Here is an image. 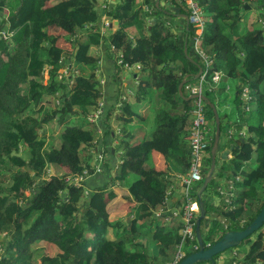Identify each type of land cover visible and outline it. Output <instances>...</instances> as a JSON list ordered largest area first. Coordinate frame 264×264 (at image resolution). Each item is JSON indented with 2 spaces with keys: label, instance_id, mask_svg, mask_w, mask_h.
<instances>
[{
  "label": "trees",
  "instance_id": "16d2710c",
  "mask_svg": "<svg viewBox=\"0 0 264 264\" xmlns=\"http://www.w3.org/2000/svg\"><path fill=\"white\" fill-rule=\"evenodd\" d=\"M116 1L109 8L98 0H0V264L173 261L181 240V215L157 216L156 209L188 172L193 99H187L186 86L198 83L201 75L194 76L199 67L206 70L205 62L194 51L193 28L184 26L179 39L162 18L148 27V19L161 14L149 0ZM165 1L175 5L180 15H188L182 0ZM200 4L206 20L201 49L209 62L203 95L217 110L219 142L223 139L227 147L233 146L232 159L216 162L218 172L202 194L205 217L200 232L209 247L225 232L244 230L264 206V29L258 18L251 29L245 25V11L250 9L244 10L241 0H200ZM103 16L116 25L115 29L105 26L108 40L100 35ZM51 27L70 37V51L65 52L59 38L49 33ZM106 41L121 54L115 68L139 66L133 101L120 100L118 107L107 110L101 105L98 60L92 56V49L100 50ZM64 67L68 75L61 73ZM216 72L224 75L213 84ZM184 78L180 95L178 86ZM231 81L234 96L229 113L223 107L226 84ZM245 89L248 102L240 98ZM204 105L210 139L206 173L215 121ZM111 118L117 122L115 130L108 124ZM49 124L59 133L47 140L39 138L36 131ZM243 127L251 136L242 143L233 137ZM100 133L110 140L114 152L104 151L109 156L106 161L96 159L95 165L99 163L103 171L92 177L101 183L109 179L127 190V218L101 214L90 206L84 183L69 182L83 171L94 174L85 145L96 147L91 142ZM96 154L104 157L98 150ZM154 154L161 157L162 168L152 163ZM253 159L255 168L245 172ZM49 169L60 175L49 176ZM224 178L227 188L233 186L232 197L230 205L219 209L207 202L205 194L219 196L218 189L224 187L217 180ZM200 185L194 186L195 201ZM99 194L104 196L102 191ZM107 194L109 200L115 198L112 192ZM181 198L183 205V194ZM242 245L247 246L242 264H264V224ZM192 246H197L196 234L190 244L185 243L184 257L196 251ZM218 257L198 264H215Z\"/></svg>",
  "mask_w": 264,
  "mask_h": 264
},
{
  "label": "crops",
  "instance_id": "0c3cea01",
  "mask_svg": "<svg viewBox=\"0 0 264 264\" xmlns=\"http://www.w3.org/2000/svg\"><path fill=\"white\" fill-rule=\"evenodd\" d=\"M111 1L113 2L112 7L115 6L117 3L116 0H102L101 4H102V6H105L106 4L109 5V3ZM140 1H143V0H140ZM149 2L152 3L155 8H159V14L160 13L161 14L157 15L155 17L149 18L148 19V22H149L148 27L150 28V26L154 25V24H151V19L155 18L156 20H158V18H162V21H165L166 24L168 26H170L173 33L176 34L179 37V39H181L182 38V30H183L184 26L186 27V25H185L184 19L180 16V13L178 12L179 9H177V7H175V5H171L169 2H167L165 0H159L157 6H155L156 0H149ZM148 9H149L148 6L144 7L145 11L150 12L151 10H148ZM166 18H168V19L166 20ZM104 23H107L109 28L113 27V29L116 28V25L115 24L111 25L109 19L105 16H103L101 18L100 34H101V36H107V37H105V39L108 40L109 32L105 29ZM105 34H107V35H105ZM118 54L119 53L114 52L112 47L108 46V43L106 41L105 45L102 46L100 48V50H96L95 55H94V57L97 58V60H98V66L99 67H98V71H97V77L100 80V84L102 87L101 105L103 104V106L106 108V110L113 107V106L118 107V104H119L118 101H120V100L126 101V102H132L133 101V95L135 92L134 88H135L136 83H137V81H135L136 74L138 73V70L136 68H134V67L133 68H122V67L121 68L120 67L115 68L114 67V64L115 63L117 64L116 58L118 57ZM118 63H119V59H118ZM226 85H227V87H226L227 101L225 104L226 107L224 106L225 108L223 107V109H226L228 111V110H232V106H233L234 85L232 86V81H231V84L227 83ZM233 120H234V118H232L231 122ZM109 122H108V124L111 126L112 129L115 130L117 128V122L115 121V119H112ZM189 129H190V126H189ZM241 130L245 134L243 136L237 135L238 140L240 138L248 139L247 136H249V138H250L251 135L247 134L245 127H243ZM99 140H100V143L98 146L99 148H97V149L101 154H102V152L104 153L105 150L111 151V153H113L112 143L110 142V144L108 145L107 140H109V139L105 135H102V133H101V135H99ZM230 145L231 144L229 143V146ZM228 149H229V147H227L225 145L224 149L222 150L221 153H223L225 150H228ZM106 155L107 154L105 153L104 156H106ZM232 157H233V154L230 151L228 154V159L222 160L221 157L219 159L217 157L216 162H219V164H221L224 161L231 160ZM252 161H254V160H252ZM152 163L157 168L163 167V161H162L161 157L158 156L157 154H154L152 156ZM255 166H256V163H255L254 167ZM217 169H218V165L216 166L214 174H213L214 178H215V174L218 172ZM250 169L251 168L247 169V164L243 168V170L245 172H249ZM99 183H101L100 180L95 178V177L88 178L84 182L85 194H87V195L90 194V196H92V193L97 192L99 190V188H100ZM217 183L219 186H223L224 187L223 189L228 190V188L225 186V178L217 180ZM177 184H178V187H176L175 190L169 194V196L165 199L164 204L157 207V209H156L157 216H163L165 214H167V216L179 215V212L182 208V198H181L179 183H177ZM256 186H258V185L256 184ZM114 188H116V186H114ZM120 188L118 187L117 189H120ZM114 190H116V189H114ZM116 192L121 193L118 190H116ZM123 195L126 196V192H124ZM220 197H222L223 200H221ZM206 200H208L207 202L213 204V206H215L216 208H219V209H223L222 204L227 205L226 201H225V197L221 196V195L217 196V195H214L212 193H208L206 196ZM115 203H117V202H115ZM166 221H168V220H166ZM209 224H210V221H209ZM235 251L237 252V250H235ZM246 251H247V246H245V251H242V257H244V255L246 254ZM232 252L233 251H227L224 254V256H226L228 259H231ZM238 256H239V253H238ZM219 259L220 258L217 259V263L218 264H224V261L223 260L220 261Z\"/></svg>",
  "mask_w": 264,
  "mask_h": 264
},
{
  "label": "built area",
  "instance_id": "2783aa9c",
  "mask_svg": "<svg viewBox=\"0 0 264 264\" xmlns=\"http://www.w3.org/2000/svg\"><path fill=\"white\" fill-rule=\"evenodd\" d=\"M184 5L187 8L188 15L187 21L188 26L194 29L195 37L193 39V48L194 51L199 54L202 60L205 62L206 70H202L201 78L196 84H188L186 86V90L190 96H198L197 98L193 99V108L191 110V119H190V129H189V146H190V165L188 168L187 174L180 177V184L181 190L183 194V205L179 212L181 215V220L183 222V227L180 230L179 234L181 236V240L179 245L177 246V250L174 254L173 261L169 264H178L184 258V250L186 247L185 243L192 242L195 239V226H196V219H197V202L193 197L194 186L200 184L204 178V169H205V159L207 148L209 146V129L207 126V120L205 116V105L204 101L199 97L203 95V82L204 76L207 72L209 67V62H206V57L201 49L202 43V33L205 27V17L202 5L200 4V0H182ZM241 2L245 5H254L259 3V8L264 9V3L262 0H241ZM258 23L264 29V18H258ZM121 57V56H120ZM119 57V58H120ZM121 63V61L119 62ZM204 73V74H203ZM221 72H216L213 76V84H218L220 82V78L222 77L219 75ZM219 81V82H218ZM210 87V86H209ZM244 98V102H248L250 97L248 96L247 89L243 90L242 92ZM245 94V95H244ZM248 96V97H247ZM248 98V99H247ZM242 99V98H241ZM247 110V108H246ZM97 117V116H96ZM95 117V118H96ZM232 132H228V137L231 138ZM243 136V134H239ZM100 157V156H99ZM102 157H100L101 162ZM99 163L95 165V169H100ZM84 173L80 177H75L73 180L69 182L74 183L76 186L80 185L85 178ZM236 181H238V177H236ZM79 180V183H76V180ZM233 186L230 185L228 190L223 188L218 189V194L225 197V201L227 205H230V198L232 195L229 193L232 190ZM189 246V245H188ZM192 249H197V246H192ZM238 253H232L231 257L233 260H236Z\"/></svg>",
  "mask_w": 264,
  "mask_h": 264
},
{
  "label": "rangeland",
  "instance_id": "374dc122",
  "mask_svg": "<svg viewBox=\"0 0 264 264\" xmlns=\"http://www.w3.org/2000/svg\"><path fill=\"white\" fill-rule=\"evenodd\" d=\"M102 2V0H98V3L100 4ZM259 3H257V4H254V5H251V6H249L250 7V10L249 11H245V16H246V21H245V25L247 26V27H249L250 29H251V27H252V24H254L255 22H256V20H257V18H264V9H260L259 8ZM168 18H166V20H167ZM170 19V18H169ZM107 22V21H106ZM107 25V23H104V27ZM49 33L51 34V35H54V36H56V37H58L59 38V45L65 50V52H67V51H70L71 49H72V46H71V43H70V37L68 36V35H66V33L65 32H63V31H61L60 29H57V28H55V27H51V28H49ZM101 35V34H100ZM105 35H107V34H105ZM105 37H107V36H101V38H105ZM96 50H98V49H95V48H93L92 49V56H94L95 55V52H96ZM121 56V54L119 53L118 54V57H120ZM120 62V61H119ZM139 66H137V67H134V68H138ZM61 73H65V75H68V68H66V67H64L62 70H61ZM133 73V72H132ZM219 75H221L222 77L221 78H223V73H219ZM220 78V79H221ZM100 81V80H99ZM219 82V81H218ZM137 84V83H136ZM234 85V83L232 82V86ZM205 87H206V84L204 83V89H205ZM204 89L202 90V92H204ZM245 95V94H244ZM248 97V96H247ZM240 98H244V96H243V94H241V97ZM248 99V98H247ZM155 99H154V104H155ZM100 105V104H99ZM229 111V113L231 112V110H228ZM98 113L99 112H97V113H95V114H93L92 116H90V118H89V122L91 123V122H94V120H95V117H96V115H98ZM221 113V117L223 116V114H222V112H220ZM112 119H114V118H111V120ZM110 120V121H111ZM110 123V122H109ZM240 129H242V128H240ZM230 131V130H229ZM59 133V131H56L53 127H52V124H49V125H42L37 131H36V134H37V136L39 137V138H41V139H45V140H47L50 136H52V135H55V134H58ZM239 134H245L242 130L239 132ZM238 134V135H239ZM100 135H101V133H100ZM101 137V136H100ZM235 138H237V136L236 135H234V137H233V139H235ZM247 138H249V136H247ZM89 138L87 137V139L86 140H88ZM228 140H230L231 138H227ZM226 140H221V142H219V146H218V152H217V157H218V159L220 158L219 156H220V154H221V152H222V150L224 149V146L226 145ZM96 143V147L94 146V147H91V146H89V145H85V149H86V151L87 152H89V154L90 155H92V157H91V160H90V165L95 169V164H96V159L98 160V161H100L99 159H100V157L96 154L95 155V153H96V151L98 150L97 148H99L98 146H99V143H100V140H99V137H96V139H93L92 140V142H91V144L92 145H94ZM107 143H108V145L110 144V141L109 140H107ZM114 152V151H113ZM102 154H104L105 155V153H103L102 152ZM229 154V153H228ZM228 154H227V158L226 159H228ZM109 158V156L108 155H106V156H104L102 159H101V161H105V160H107ZM254 160V159H253ZM254 165H255V162L254 161H249L248 163H247V169H249V168H251V169H253V168H255L254 167ZM61 170H63L62 168H60ZM250 169V170H251ZM102 171H103V169H98V170H96L95 169V171L93 172L94 174H92V175H90V174H88V173H86V171H83V173H86L85 174V178L83 179V183L88 179V178H91L92 176H94L95 174H101L102 173ZM113 171L114 170H112V171H110V174H113ZM48 175L49 176H55V175H60V174H58V172H57V170L55 171V170H48ZM101 176V175H100ZM237 179V178H236ZM66 180H69V178H67ZM238 180H239V178H238ZM80 181L77 179L76 180V183H79ZM179 183V186H180V193L182 194V190H181V184H180V182H178ZM200 184H202V183H200ZM200 184H198V185H200ZM79 186V185H78ZM105 186V187H104ZM99 189H101V188H103V189H101V190H98L99 192L100 191H102L103 193H104V196H101L100 194H99V192H94V193H92V196L90 197V206L91 207H93V208H95V209H97L101 214H103V215H105V214H107L108 215V217L110 216V218L111 219H116V218H118V217H121V218H127L128 217V213L130 212L129 210H128V208H130L129 206H128V202H127V199H126V196L128 195V193H127V190L125 189V188H123V187H119V186H116V188H114V186L109 182V179H108V181L107 182H104V183H99ZM120 188V189H117V188ZM114 189H116V190H118V191H120L121 193H118V192H116V190H114ZM114 190V191H113ZM107 192H112L114 195H115V198L114 199H112V200H109V197H108V194H107ZM124 192H126V196H124L123 195V193ZM210 193V192H209ZM207 194L208 193H206L205 194V196H207ZM220 199L221 200H223V198L222 197H220ZM165 201V200H164ZM115 202H117V203H115ZM180 217V216H179ZM255 239V236H253L252 238H251V240H254ZM208 245V244H207ZM235 250H237V252L239 253V256L237 255V257L235 258L236 260H233L232 258L233 257H231V259H228L226 256H224V254L226 253H221V254H219V257L218 258H220L219 260L220 261H224V264H242V251H245V245H239L238 247H236V248H233V249H231L230 251H233L232 253H237ZM46 251L48 252V254L49 255H52L53 254V250L52 249H50L49 247H48V249H46ZM232 255V254H231ZM217 258V259H218ZM217 259H216V262H215V264H218L217 263ZM230 260V261H229ZM232 260V261H231Z\"/></svg>",
  "mask_w": 264,
  "mask_h": 264
},
{
  "label": "water",
  "instance_id": "95a60500",
  "mask_svg": "<svg viewBox=\"0 0 264 264\" xmlns=\"http://www.w3.org/2000/svg\"><path fill=\"white\" fill-rule=\"evenodd\" d=\"M159 0H156L155 6L158 5ZM262 3H264V0H262ZM113 2L111 1L109 3V8H112ZM250 7L248 5L244 6V10H249ZM184 21L186 27H188V19L187 15H180ZM156 19H151V24L156 23ZM184 54H187L186 50V42H184ZM202 73V69L199 67L198 73L194 76L195 79H198L199 76ZM186 78H184L181 83L178 86V92L181 95V89L182 86L185 84ZM198 96H189L187 99L191 100L194 98H197ZM206 105L209 106V108L212 110V113L214 115V121H215V133L214 138L212 142V146L210 149V164L209 167L204 175L202 184L199 186L198 190L196 191V202H197V208H198V218L196 220V226H195V234H196V240H197V249L195 252L191 253L190 255L184 257L178 264H198V263H212L213 258L221 253H225L230 249L236 248L239 245L243 243V241L257 232L262 225L264 224V206L260 210V212L257 214L255 219L249 224L244 230L242 231H228L225 232L222 238L218 241H216L213 245L209 247H205L201 232H200V222L205 217V208L202 202V194L204 193L205 189L209 185V183L214 180V171L216 168V159H217V152H218V146L220 141V120L217 113V110L210 101L207 100V98L204 95L199 96ZM240 142H244L245 140L243 138L239 139ZM233 146L230 145L228 150H225L223 153H221L220 157L222 160H226L227 154L232 150ZM235 149H238V146L235 147Z\"/></svg>",
  "mask_w": 264,
  "mask_h": 264
},
{
  "label": "clouds",
  "instance_id": "9594fccd",
  "mask_svg": "<svg viewBox=\"0 0 264 264\" xmlns=\"http://www.w3.org/2000/svg\"><path fill=\"white\" fill-rule=\"evenodd\" d=\"M242 259V258H241Z\"/></svg>",
  "mask_w": 264,
  "mask_h": 264
}]
</instances>
